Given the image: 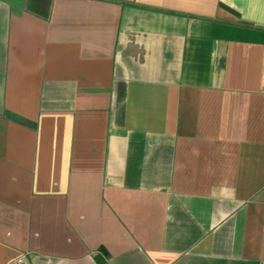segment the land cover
<instances>
[{
    "label": "crops",
    "instance_id": "1",
    "mask_svg": "<svg viewBox=\"0 0 264 264\" xmlns=\"http://www.w3.org/2000/svg\"><path fill=\"white\" fill-rule=\"evenodd\" d=\"M264 264V0H0V264Z\"/></svg>",
    "mask_w": 264,
    "mask_h": 264
},
{
    "label": "built area",
    "instance_id": "2",
    "mask_svg": "<svg viewBox=\"0 0 264 264\" xmlns=\"http://www.w3.org/2000/svg\"><path fill=\"white\" fill-rule=\"evenodd\" d=\"M10 264H30V258L27 253L22 254L18 258H16L13 262Z\"/></svg>",
    "mask_w": 264,
    "mask_h": 264
}]
</instances>
